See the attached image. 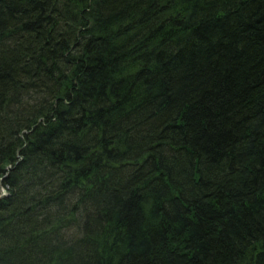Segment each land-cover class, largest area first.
Here are the masks:
<instances>
[{
	"label": "trees",
	"instance_id": "trees-1",
	"mask_svg": "<svg viewBox=\"0 0 264 264\" xmlns=\"http://www.w3.org/2000/svg\"><path fill=\"white\" fill-rule=\"evenodd\" d=\"M0 264H264V0H0Z\"/></svg>",
	"mask_w": 264,
	"mask_h": 264
}]
</instances>
